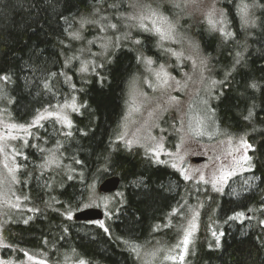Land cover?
<instances>
[{"label":"trees","instance_id":"trees-1","mask_svg":"<svg viewBox=\"0 0 264 264\" xmlns=\"http://www.w3.org/2000/svg\"><path fill=\"white\" fill-rule=\"evenodd\" d=\"M130 2L20 0L17 5L0 6V77H7L0 79V111L15 122L28 123L38 111L53 104L44 96L46 92L55 93L51 88L44 86L41 90L40 83L27 84L29 66L37 64L52 70L53 77L70 75L80 106L72 116L70 132L54 135L33 130L35 139H29L25 149L27 159L19 175L18 193L27 197L34 212L13 216L4 230L5 241L50 264L79 263L81 259L86 264H139L138 254L146 243L175 231L181 208L196 205L200 207V227L187 264H264V7H250L249 24L242 26V18H238L241 0H218L228 20L227 30L235 33L232 38L212 31L203 21H179L181 30L186 29L207 57V75L218 82L210 97L214 135L243 136L252 146L249 156L257 183L251 191L230 198L190 182L175 189L172 181L180 177L174 169L119 140L118 124L128 83L141 68L136 57L149 56L151 51L159 54L154 49L155 36L128 31L130 39L125 41L122 35L126 29L107 27L109 23L123 25L122 15L129 10ZM245 2L251 5L253 0ZM258 2L264 4V0ZM162 6L166 14L181 16L179 8L173 13L165 4ZM83 17L100 18L105 26L90 23L79 28ZM78 30L82 39H72L70 34ZM106 30L122 38L120 46L115 47L112 37L106 53L109 57L101 63L100 57L88 56V49L96 43L93 40L87 45L88 34L93 33L92 38L100 41ZM135 37L142 45L131 42ZM237 52L242 54L239 64L235 62ZM80 61L89 70L83 74L78 71V75ZM67 62L70 66H65ZM97 63L103 67L92 73ZM65 84L63 81L67 90ZM50 158L56 160L58 170L47 169L45 162ZM108 176L120 178L118 189L99 193L97 184ZM93 192L113 201L108 211L100 207L107 232L99 227V221L67 218L69 213L85 208ZM237 213H250L254 223L248 230L238 224L228 227ZM219 230L223 235L217 246V241L210 238ZM130 245L138 246V254Z\"/></svg>","mask_w":264,"mask_h":264},{"label":"rangeland","instance_id":"rangeland-1","mask_svg":"<svg viewBox=\"0 0 264 264\" xmlns=\"http://www.w3.org/2000/svg\"><path fill=\"white\" fill-rule=\"evenodd\" d=\"M145 2H147V0H131V2L128 3L129 10H127L126 13L122 15V19L124 21L123 25L116 23L117 30L121 28L122 31L123 27L126 29V33H128V31H138L135 27H131V25L135 24L136 21L129 20L127 17L139 15L141 12L140 5L144 4ZM151 2L154 6L156 4H165L169 10L174 13L178 8L172 7V4L182 3L183 0H151ZM19 3L20 0H0L1 7L8 4L17 5ZM133 5L136 6L133 7ZM213 5H215L217 14H219L221 11L224 13V9L221 8L218 0H199L200 11H197L191 16L188 15V13L191 12V8L185 10L180 9V17H173L169 13H167V15H169L171 18L178 19L179 21L180 18H182V21L186 20L192 23L197 21L204 22V13L210 10ZM238 18L241 20V15H238ZM89 20L96 21L97 23L95 24L99 26H105L100 18H92ZM77 27L78 24L76 28ZM80 27L81 25H79V28ZM78 32L80 31L78 30ZM109 32L110 30H106V33H104L100 41L92 38L93 33L88 34L89 41H96L94 46L91 43L92 46L88 49V56L100 57L101 63L106 60V58L108 59L109 55H106V53L109 51L108 49L113 43L114 39H112V37L115 38V34L112 35ZM123 36L124 34L122 37ZM135 38L131 39L133 40ZM156 38L157 42H154L156 48L154 49H157L159 54H155L153 51H151V55L149 56L142 54L144 57L152 58L155 63L151 66L141 64L139 74H137L128 83L125 97V107L123 115L118 124L119 140L126 147H138L147 153L148 156L152 157L154 161L161 164H166L174 169L180 177L179 180L172 181V186H174L175 189L181 186L183 182H190L194 185H200L205 189L208 188L210 193L225 194L230 198H234L251 191L257 183V178L252 173L253 168L251 161L250 170H247L248 165L246 164L243 165V167H236V165L233 164V158L240 160L244 154L249 156V151L251 148L245 152V149L240 143L241 139L247 141L245 137L225 136L217 138L215 135H213L211 138H209L207 135L202 137H193L187 134V125L189 119H191L194 123V120L198 115L200 108L202 107L199 101L201 99H207L209 102V108L211 109L210 97L212 96V88L216 87L218 84L217 81H214L215 79H212L207 75V70L209 68L207 57L201 53V50H199V47L195 41L189 37L186 29L181 30L179 27L174 39L172 41L164 42V48H170L176 53H182V55L179 57L165 52L163 48L158 46V37ZM89 44L90 43L87 45ZM105 45H107V47H104ZM140 45H142V43ZM145 47L146 45L143 44V48ZM146 49L148 48L146 47ZM81 54L83 56V52ZM202 60L206 61V69L201 65ZM83 61H80L79 68L78 66L76 67V72L78 75L80 73H84L80 71L81 64L84 63ZM91 61L95 62L94 59ZM70 64V62H67L65 66H70ZM98 64L100 65V63H97L96 65L98 66ZM161 64L164 65L165 70L171 75V77H174V79L169 80V84L171 85L170 87L153 91L146 83H144V80L145 77H147L149 80H154V73L160 71ZM39 66L40 65L38 64L29 66V72H27L28 77L26 78L27 84L32 85L33 83H40L41 86L39 89L41 90L42 87L46 85L48 88H51L55 93L51 94L50 92H46L44 93V96L45 98H50L53 104L50 107L46 106L42 110L38 111L28 123L15 122L10 118V115L5 113L4 110L0 111V136L5 137L4 140L0 141V143H2L5 147V152L0 153V180L4 181L3 185H0V262H3V264H36V261L43 260L28 253V255L35 257L34 261H29L28 257L25 255L27 252L10 247L4 239V230L10 222V219L13 216L20 214L19 212L25 211V214L27 211L34 212L30 211V209L33 208L30 207L27 200L21 197L18 193V188L20 185L19 175L20 172L24 170L23 166L27 159H25V149L28 146V140L33 137V130L38 128L41 129L42 133H51L54 135H57V133L65 134L70 132L72 129V116L79 112V110L73 111L71 108L61 107L66 102L71 103L73 98H75V103L79 106L75 91L73 90V83L69 80L70 75L65 74L64 79H61L58 76L53 77L55 76L53 75L55 73L52 70L47 69V67L44 65H42V68ZM96 70L97 67L92 71V73H94ZM78 71L80 73H78ZM63 81L66 83L65 85H67V90H65L64 86H62ZM133 81H135L134 96L132 95ZM141 93H147V99H145ZM171 97H177L179 103L173 101ZM133 99H135V104H133ZM135 108H140V111H135ZM49 112H59L61 115H66L71 121V127H68L67 124L62 120H57L55 117L48 116ZM149 113L153 114L149 115ZM41 114L46 118L40 120L38 125L29 128L31 135H26L19 129H14L12 130V134L20 136L22 139H7L8 125L17 124L27 126L32 124L37 116ZM181 117L184 119L183 127L180 123ZM212 119L214 118L212 117ZM125 132L127 135L123 136V139H121V134ZM171 135L172 138H169ZM32 139H35V136ZM24 140H27V144L24 143ZM128 140L133 141L130 146L127 144ZM247 143L249 144L248 141ZM158 144H162L163 148L157 157L151 151V149L155 148ZM14 149H18L22 153V155L15 156V160L12 158ZM229 153L232 155H228ZM193 157H203L204 159L200 162H195L192 160ZM217 157H219V159H216ZM5 163H7L9 167H12L14 164L19 165V170L15 173L19 183L12 182L11 177L3 166ZM45 163L47 165V169H59V166H57L58 164L54 158L48 159ZM173 165H175V167H173ZM221 165L236 167V175L231 176L227 181H220L216 183L215 186H213L212 181L221 175V172L218 171ZM201 175L204 176L203 181L200 179ZM185 176L190 178L185 179ZM13 192L15 195H12ZM94 194L95 198H90L88 205L96 207L99 206L103 210L108 211V209H110L112 206V199L107 197V195H99L97 192H94ZM91 195L92 193L89 195V197ZM16 196H19L20 199L17 200ZM12 205L18 206L12 207ZM173 213L176 212L174 211ZM177 214L178 226L174 229V233H177L175 239L172 240V232L167 236L164 235L161 239L154 240L153 243H146L145 249H143V251L139 252L138 254L140 261L139 264H180L178 259L180 249L176 246L183 238V230L188 229L192 223H195L196 228L192 237L190 238V249L191 243L193 242L194 237L199 231L200 227V207L196 205L191 207H182L180 212ZM194 216L195 219L193 220ZM71 217V219H73V213H71ZM230 221L231 222L228 224L229 228L237 226L238 223V225H240L243 230H248V228H250L254 223L250 213L248 216L247 213H243V216H237V219H235L234 222L232 220ZM215 233L216 236L212 235L213 237L210 238H214V242L217 241V237H219L220 240L221 236L223 235L221 230ZM170 240L171 242L169 244H164V242ZM167 255L177 256V260L174 262L172 260L164 259V257ZM187 257L188 255L185 257L184 264H187Z\"/></svg>","mask_w":264,"mask_h":264},{"label":"snow or ice","instance_id":"snow-or-ice-1","mask_svg":"<svg viewBox=\"0 0 264 264\" xmlns=\"http://www.w3.org/2000/svg\"><path fill=\"white\" fill-rule=\"evenodd\" d=\"M136 5H133L135 7ZM141 7V12L139 15H133L127 17L129 20L136 21L135 24L131 25V27H135L139 32L141 33H149L153 36L158 37V46L163 48L165 52L170 53L173 56L179 57L182 55V53H176L170 48H164V42L165 41H172L174 39V36L177 32V29L180 27V23L178 19L171 18L169 15L166 14L167 9L162 6V4H156L155 6L151 2V0H147L144 4L140 5ZM172 7L179 8L181 10L189 9L191 8V12L188 13L189 16L195 14L197 11H200L199 9V0H183L182 3H173ZM256 8V7H264V4H261L258 2V0H253V3L249 5L248 3L245 2V0H241V4L238 6L240 15L242 18V26H247L249 24V8ZM106 19V18H103ZM204 22L209 26V28L212 31H219L222 35H224L227 38H232L235 36V33H232L227 30V20L225 18V14L221 11L219 14H217V10L215 8V5L211 7L210 10L204 13ZM90 23H97L96 21H91L86 18H82L80 21L81 28L84 27L85 24H90ZM252 26H255V22H252ZM107 27L117 30V24L116 23H109ZM72 39H82V36L80 32H72L71 34ZM123 39L125 41L130 39V33H125L123 36ZM121 42V37L116 36L115 37V42L114 45L115 47H119ZM133 44L140 45L141 40L139 39H133L131 41ZM88 43H93V41H88ZM104 47H107L105 45ZM236 63L239 64L240 60L242 58V54L240 52H237L236 54ZM71 59V58H70ZM137 63L139 64H145L147 66H151L152 64L155 63V61L150 58V57H144L142 54L136 57ZM201 65L206 69L207 64L206 61L202 60ZM96 67H103V64L101 65H93V70H95ZM88 66L85 65L84 63L81 64L80 71L81 72H87ZM150 70V69H149ZM55 75V74H53ZM202 75V73H201ZM154 80H149L147 77H145L144 83L148 85L149 88H151L153 91L161 90V89H166L170 87L171 85L169 84L170 79H174V77H171V75L165 70L164 65H160V71L154 73ZM0 79H7V77H0ZM178 83V82H177ZM215 83V82H213ZM47 86V85H46ZM253 88L256 87L255 84L251 85ZM132 95L134 96V91H135V81L132 82ZM145 99H147V93H141ZM173 101H176L179 103V100L177 97H171ZM200 105L202 106L200 108V111L198 115L196 116L194 123L191 119H189L188 125H187V134L193 137H202L207 135L209 138H211L214 135L215 132V120L212 119L214 115V111L209 108V102L207 99H201L199 101ZM133 104H135V99H133ZM62 108H71L73 111H78L79 106L75 103V98H73L71 103H65ZM135 111L139 112L140 108H135ZM153 113H149V115H152ZM187 115V114H185ZM48 116L50 117H55L57 120H62L67 124L68 127H71V121L68 119L66 115H61L59 112H49ZM249 116H251V112L249 113ZM46 117L44 115H38L37 118L32 122L30 125H17V124H10L8 125V132H7V139L10 140H19L22 139V137L13 135L12 130L14 129H19L20 131L24 132L26 135H31L29 132V128L35 125L39 124L40 120L45 119ZM180 123L181 126L183 127L184 125V119L183 117L180 118ZM42 126V125H41ZM70 135V133H69ZM127 135V133L121 134V139H123V136ZM5 137L0 136V141L4 140ZM24 143L27 144V140H24ZM133 143L132 140H128L127 144L130 146ZM241 145L245 149V152L250 149L252 146L247 143V141L241 139L240 141ZM163 145L158 144L155 148L151 149V151L158 157L160 151L162 150ZM5 152V147L2 143H0V153ZM22 155V153L18 149H14L13 151V160H15V156ZM228 155H232L229 153ZM27 157H25L26 159ZM216 159H219L217 157ZM251 157L248 156L247 154L242 155L240 160H236L233 158V164L236 165V167H243V165H248V169H251ZM79 163V161H77ZM4 168L7 170L9 176L11 177V180L13 183H19V180L16 176V172L19 170V165L14 164L12 167H9L7 163H5ZM175 167V165H173ZM236 167H231L227 165H221L220 169L218 171L221 172V175L214 179L213 186H215L216 183L220 181H227L231 176L236 175ZM71 178V177H69ZM190 177L185 176V179H189ZM200 179L203 181L204 176L201 175ZM4 181L0 180V185H3ZM94 188V185H93ZM12 195H15L13 192ZM27 198V197H25ZM91 199L95 198L94 192L90 196ZM16 199L19 200L20 197L16 196ZM18 205H12V207H17ZM89 205H85V207H88ZM79 207V206H77ZM30 211H34V209H30ZM237 216H243V213H237ZM69 219H71V213H69L68 216ZM195 219V216L193 217V220ZM99 227L103 228L105 232L108 231L107 228H105L103 221H99ZM261 223H264L262 221ZM196 228V224L192 223L190 227L186 230H183V238L182 240L177 244V248L180 249V252L178 254V259L180 261V264H184L185 262V257L188 255L189 251V244H190V238L193 235V232ZM222 235V234H221ZM213 236H216V233L213 232ZM217 246H219V237H217ZM131 251L135 252L138 254V249L135 245H130ZM25 255L28 257L29 261H34L35 257L28 255V253H25ZM166 260H172L176 261L177 256L173 255H167L164 257ZM0 264H3V262H0ZM36 264H47L46 261L44 260H38L36 261ZM79 264H86V261L81 259L79 261Z\"/></svg>","mask_w":264,"mask_h":264},{"label":"water","instance_id":"water-1","mask_svg":"<svg viewBox=\"0 0 264 264\" xmlns=\"http://www.w3.org/2000/svg\"><path fill=\"white\" fill-rule=\"evenodd\" d=\"M203 157H193L192 160L200 162ZM120 185V178L118 176H108L103 178L97 184V191L103 194H109L115 192ZM104 211L100 207L88 206L79 210H76L73 214L75 221H101L104 218Z\"/></svg>","mask_w":264,"mask_h":264},{"label":"flooded vegetation","instance_id":"flooded-vegetation-1","mask_svg":"<svg viewBox=\"0 0 264 264\" xmlns=\"http://www.w3.org/2000/svg\"><path fill=\"white\" fill-rule=\"evenodd\" d=\"M249 215V213H247V216ZM235 219H237V216L236 215H234V216H232V221L234 222V220ZM237 222V221H236ZM238 224V223H237ZM175 231H173V233H174ZM177 233H175V235H176ZM174 235V236H175ZM48 264H50L47 260H45Z\"/></svg>","mask_w":264,"mask_h":264},{"label":"bare ground","instance_id":"bare-ground-1","mask_svg":"<svg viewBox=\"0 0 264 264\" xmlns=\"http://www.w3.org/2000/svg\"><path fill=\"white\" fill-rule=\"evenodd\" d=\"M99 9V8H98ZM107 9V8H106ZM101 11H102V9H101ZM94 12H97V11H94ZM92 13H93V11H92ZM91 13V14H92ZM93 15V14H92ZM101 15V14H100ZM84 18V17H83ZM99 19V18H98ZM97 20V19H96ZM50 87V86H49ZM46 88V87H45ZM129 244V243H128ZM134 244V243H133ZM129 247V246H128ZM138 247V246H137Z\"/></svg>","mask_w":264,"mask_h":264}]
</instances>
